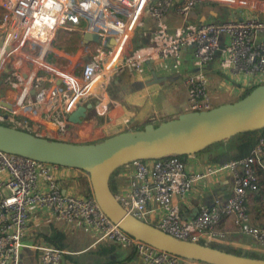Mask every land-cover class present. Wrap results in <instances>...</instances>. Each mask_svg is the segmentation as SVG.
Returning <instances> with one entry per match:
<instances>
[{
	"label": "built area",
	"instance_id": "obj_1",
	"mask_svg": "<svg viewBox=\"0 0 264 264\" xmlns=\"http://www.w3.org/2000/svg\"><path fill=\"white\" fill-rule=\"evenodd\" d=\"M209 3L226 5L238 13L219 22L185 25L197 6ZM0 10V74L4 72L5 84L16 91L10 110L0 111V124L36 136L52 139L47 135L55 133L41 122L17 115L33 109L55 124L60 138L54 140L66 141L71 138L69 125L78 124L68 116L88 96L102 105L107 119L96 131L78 133L91 138L89 143L142 128L145 124L135 121L124 98L130 83L138 84V77L146 81L159 78L153 67V46L164 50L173 44H192L198 52L204 42L223 37L220 88L235 86L233 92L240 98L245 88L264 83V0H0ZM168 17L184 22L171 30L165 23ZM144 25L149 26L147 40L130 51L136 32ZM125 74L129 82L119 93L121 99L109 97V80ZM182 83L187 93L185 112L208 110L221 103L215 104L210 97L206 74L191 73ZM2 102L0 106L6 104ZM254 141L249 155L208 164L203 171L187 173L178 155L132 161L122 166L119 174L125 184L114 196L128 213L180 240L219 244L225 234L216 226L222 218L231 217L235 230L252 239L253 251L264 254V225L251 224L245 207L249 194L258 190V167L264 168L262 129ZM71 170L0 150V264H23L24 239L32 223H44L38 220L40 215L66 227L82 224L96 240L134 248L140 264H208L159 250L124 232L103 212L93 194L69 190L64 181ZM226 174L233 184L228 197H213L199 204L195 215H184L196 181ZM28 247L33 252L32 264L63 263L64 249L47 242Z\"/></svg>",
	"mask_w": 264,
	"mask_h": 264
},
{
	"label": "water",
	"instance_id": "obj_2",
	"mask_svg": "<svg viewBox=\"0 0 264 264\" xmlns=\"http://www.w3.org/2000/svg\"><path fill=\"white\" fill-rule=\"evenodd\" d=\"M90 107V104L77 106L69 114V120L80 123ZM262 128L264 83L235 101L208 110L182 112L156 125L148 123L140 129L120 132L94 143L47 139L0 124V150L87 173L91 192L109 219L130 236L159 250L208 264H264L262 258L177 239L128 213L109 187L110 175L132 161L195 154L235 134Z\"/></svg>",
	"mask_w": 264,
	"mask_h": 264
},
{
	"label": "crops",
	"instance_id": "obj_3",
	"mask_svg": "<svg viewBox=\"0 0 264 264\" xmlns=\"http://www.w3.org/2000/svg\"><path fill=\"white\" fill-rule=\"evenodd\" d=\"M212 4H216L215 8L200 4L192 11L185 22L178 17H168L165 23H167L168 28L175 30L183 22L185 25H190L196 23L197 21H201L202 17H205V20L219 22L233 17L238 13L226 5L217 3ZM148 29L149 26L145 25L138 29L131 42L130 51H135L137 46L145 43L144 41L147 40V36L149 35L146 34ZM136 36H138V38L135 41ZM188 46V49L182 50L183 53H189L190 51L195 53L194 45L189 44ZM201 46V55L206 56L203 58V60H205V65H207L206 67L209 68V70L205 73L207 77H210L211 83L209 86H211V88L214 87L215 89L220 88L222 79H220V76H218V73L220 72L219 61L224 54L225 38L218 37L211 42H204ZM180 56L182 58H176H184L183 54H180ZM173 59L174 58H172V60ZM172 60L160 57L157 63L154 61L153 67H157L160 71H163L166 76H160L157 80L151 79L147 81L144 80L143 77H138L136 80L138 84L132 85L130 83L127 89V95L124 98V104L137 123L143 125L152 123L155 125L164 120L174 118L182 112H185L187 107V93L182 80L179 77L182 75L179 74L184 75V73L188 70H185L186 66H182L184 68L183 70L185 71H171L169 68H167V65H169L170 61ZM127 74L129 75L128 72ZM127 74L123 75L121 78L112 77L109 80L107 90V95L109 97L117 100L121 99L119 93L127 87L129 82V77ZM0 77V99L6 102L5 105L0 106V111H8L12 107V103L16 97V91L12 90L7 84H5L3 80L5 77L4 72H1ZM178 78H180V80ZM133 86H135V88H133ZM171 90L174 92V94L168 96V93ZM89 97L91 96L86 97L83 103L85 105H91V107L87 109L86 118H84L81 123L69 125L68 129L70 132L67 135H71V138H64L66 141L74 143L92 142L91 138H81L78 133H81L84 130L93 132L100 129L101 125L106 124L107 119L105 113L103 112L102 105L97 104V99L91 101ZM92 97L95 98L94 96ZM213 100L215 101V99ZM222 101L223 100H221V103L232 102ZM17 117L19 119L26 118L41 122L44 124L46 129H50V133H55L50 136L47 135V137L52 139L60 138L57 134V127L55 124L37 116L33 109H29L28 111H25L24 114L17 115ZM262 130L264 131V128ZM256 133H253L248 137L236 142L224 144L218 149L210 152L186 155L184 157L185 171L187 173L203 171L206 165L217 163L210 162L212 157L221 152L232 150L240 144L254 141ZM75 135L79 136L74 138L73 136ZM78 174H81V171L76 169L71 170L69 172L70 178L65 180L64 184L72 188L69 180L72 179V177H76ZM257 174L258 190L249 194L245 203V207L249 215L250 223L261 226L264 225V168L258 167ZM115 181L119 188L125 184V180L120 176L119 173L115 176ZM232 185V179L229 174L211 177L207 179V181H196L191 190L192 197L184 206L182 212L186 216L195 215L198 211L199 204L204 202L209 203L212 201L213 197H228L231 194ZM61 226L63 227L62 230L65 233L67 242V246L64 248L66 253L64 255L62 264H104L107 261H119L125 258L130 259L126 260L123 264H140L137 255L130 257L132 248L129 246L118 245L106 240H96V237L84 225L79 223H75L74 225L67 227L64 225ZM216 229L225 234V239L219 244L231 248L245 249L249 251H253V249H255V245L249 236L240 234L235 230L231 217L222 218L217 224ZM38 242L45 241L42 239V241ZM112 244H115L114 248L112 251H109V245Z\"/></svg>",
	"mask_w": 264,
	"mask_h": 264
},
{
	"label": "rangeland",
	"instance_id": "obj_4",
	"mask_svg": "<svg viewBox=\"0 0 264 264\" xmlns=\"http://www.w3.org/2000/svg\"><path fill=\"white\" fill-rule=\"evenodd\" d=\"M2 14H3L2 10H0V32H1L2 21H3ZM137 38H138V36L135 37V41L137 40ZM188 45L185 44V45L180 46L178 44H173L168 48H164V50L158 49V48L153 46L152 50H151V54H152L153 60H155L156 63L159 61L160 57H164L168 60L169 59L172 60V58H174L172 61H170V64L167 65V68H169L173 72L182 71L184 69L182 66H186L185 70H188V71L185 72L184 75L179 74V75H182V76H179L181 78V80L186 75H189L191 73L205 74L209 70V68L206 67L207 65H205V60H203V58H205L206 56L201 55L202 54L201 50L198 52H195V53H193L192 51H190L189 53H183L182 50L188 49V47H189ZM180 54H183V57H184L183 59H181L182 55L180 56ZM176 57H181V58L179 59ZM218 59H216V60H218ZM181 60H183V61H181ZM189 69H191V70H189ZM154 70H155V73L158 77L166 76L163 73V71H160L157 67H154ZM185 70H183V71H185ZM180 78H178V79L180 80ZM234 89H235V86L230 87L229 89H223V88L215 89L214 87L211 88V86H210L208 88V93L212 99H215V104H217V103H220L221 100H223V101H235L236 99H238L237 95L233 92ZM173 94H174V92L171 90L168 93V96H171ZM89 98L91 99V101L96 100V98H93L92 96ZM227 143L228 142H225L222 145L227 144ZM216 149H218V148H216ZM216 149H214V150H216ZM211 151H213V150H211ZM77 176L80 178H84L86 181L89 182V176L85 172H81V174L76 175V177H72V179L69 180V183L72 186V188L70 186H68V188H69V190L72 189L73 190L72 192L74 194H79V193H81V191H83V187L80 186V180ZM89 184H90V182H89ZM38 220L43 221L44 223H39V224L33 223V224H31L30 229L28 231V234L24 239L25 246H24V251L22 254L23 264H32L33 252H32V249H30L28 246H30V245L38 242V241H42L41 237L38 236L39 233L48 232L50 225H53V226H56L58 228L63 229V227L61 226L62 224L54 222L52 220H48L43 215H40ZM46 222L47 223L51 222V224H45ZM259 254H262V253H259Z\"/></svg>",
	"mask_w": 264,
	"mask_h": 264
},
{
	"label": "trees",
	"instance_id": "obj_5",
	"mask_svg": "<svg viewBox=\"0 0 264 264\" xmlns=\"http://www.w3.org/2000/svg\"><path fill=\"white\" fill-rule=\"evenodd\" d=\"M202 5L203 6L208 5L210 7L215 8L216 4L211 3V4H202ZM252 88L253 87L245 88L241 94V97L247 94ZM259 130L261 129L235 134L231 136L230 138L226 139L225 141H220V142H215V143L210 144L209 146L205 147L203 150L199 151L198 153H206L216 148H219L225 142H228V143L236 142L238 140L248 137L249 135L253 133L258 132ZM254 145H255V141H250V142L240 144L237 147L233 148L232 150L221 152L215 155L214 157L210 159V162L218 163V162H224V161L231 160V159H240L242 157L249 155ZM178 156L184 159L186 155L184 156L178 155ZM121 168L122 167L116 169L109 177V187L113 193H116L117 189L119 188L118 185L116 184L115 176L120 172ZM78 178L80 180V186L83 187V191H81V193L79 194H82L84 196H90L92 192H91L89 182L86 181L84 178H80V177ZM151 224L155 225L154 223H151ZM38 236L41 237V239H43L45 242H47L48 244H50L51 246L55 248L64 249L67 246L65 233L63 232L61 228H58L56 226L50 225L48 232L39 233ZM114 245L115 244L109 245V251L113 250ZM209 245L225 250V251H228V252H231V253H234V254H237V255L264 259V254H259L257 252H253V251H249L245 249L231 248V247L223 246L221 244H216V243H211ZM133 255L134 256L136 255L134 248L131 249L130 257H132ZM128 259L130 258H125L119 261H107L104 264H123Z\"/></svg>",
	"mask_w": 264,
	"mask_h": 264
}]
</instances>
